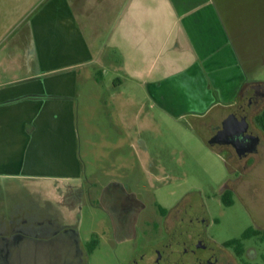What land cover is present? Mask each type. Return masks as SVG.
<instances>
[{"label":"crops","instance_id":"0c3cea01","mask_svg":"<svg viewBox=\"0 0 264 264\" xmlns=\"http://www.w3.org/2000/svg\"><path fill=\"white\" fill-rule=\"evenodd\" d=\"M244 4L0 0L1 248L16 244L36 263L88 264L103 237L93 233L86 244L80 238L86 201L81 129L89 126L82 104L90 101L91 89L109 80L128 103L148 102L156 110L142 113L138 132L157 131L162 121L172 126L226 119L246 88L259 82L250 79L255 62L239 46L246 29L237 6ZM261 43L264 49V36ZM95 120L99 125L100 118ZM119 122L121 142L109 144L121 151L129 131L123 115ZM135 157L154 190L152 204L162 216L173 212L181 203L164 208L158 198L167 190L152 183L165 169L161 154H151L142 141ZM233 184L221 193L222 203ZM97 200L107 216L100 223L103 233L109 231L118 244L138 239L141 221L152 224L142 195L124 184L103 186ZM150 239V245L159 244L157 237Z\"/></svg>","mask_w":264,"mask_h":264},{"label":"rangeland","instance_id":"374dc122","mask_svg":"<svg viewBox=\"0 0 264 264\" xmlns=\"http://www.w3.org/2000/svg\"><path fill=\"white\" fill-rule=\"evenodd\" d=\"M232 3H245L244 8L237 6L246 29L239 46L248 62H255L249 71L250 79L264 85V56H261L264 52L261 47L264 0H232ZM104 84L91 89L89 96L92 97H88L90 101L82 104L81 109V113L88 116L89 126L81 129L86 201L79 228L80 238L86 244L93 233L103 237L102 245L91 255L88 264H129L142 254L141 246H150L151 237H157L156 243L159 244L173 243V264H203L206 259L216 264H264V132L256 123V117L264 111V99L257 107L251 108L247 117L250 130L261 144L256 153L239 158L231 147L228 150L215 145L214 149L209 144L212 127L220 125L222 119H187L172 126L162 121L159 130L141 133L136 128L141 123L142 113L156 110H151L148 102L142 107L128 103L122 91L111 87V81H104ZM249 89L247 87L243 94L247 91L248 96L253 95ZM238 105L224 118L234 113ZM121 115L128 125L129 136L123 137L119 151L115 148L120 138L116 125H120ZM96 116L101 120L99 125ZM88 137L89 152L86 151ZM142 141L147 143L151 154L159 152L165 163L163 173L152 182L157 188L167 190L161 193L159 202L164 208L181 203L164 216L152 204L154 190L149 187L148 175L142 172L136 161L135 151L141 147ZM170 152H173L172 160ZM87 156L89 159L85 158ZM110 182L124 184L139 192L146 202L145 218L152 224L148 227L140 222L138 239L135 237L118 244L109 231L103 233L105 226L102 228L100 223L102 220L107 223V216L99 210L96 201L101 188ZM229 182H234L230 189L234 203L231 207L221 201V193ZM153 224L157 228H153ZM250 227L261 234L245 241L240 255L237 247L222 246L229 240L240 238ZM199 243L205 244L206 248L199 247ZM146 251L148 254L149 250ZM201 257L205 259L203 262Z\"/></svg>","mask_w":264,"mask_h":264},{"label":"flooded vegetation","instance_id":"af4514ba","mask_svg":"<svg viewBox=\"0 0 264 264\" xmlns=\"http://www.w3.org/2000/svg\"><path fill=\"white\" fill-rule=\"evenodd\" d=\"M253 95L248 96L247 91L241 97L238 107H236L235 112L231 113L229 117L224 119L220 125L212 127V138H217L218 140H228L229 137L227 133L232 132V125L235 121L237 114H247L249 116L250 110L253 107H257L261 99H264V85L256 84L250 87ZM249 89V90H250ZM255 139L258 141V146L261 144L260 139L250 130ZM211 138V139H212ZM244 139L251 140L252 137H247L246 134L243 135ZM223 146V145H219ZM225 146V145H224ZM205 220H202L204 223ZM172 244V245H171ZM201 248H206L205 244H198ZM223 246V245H222ZM225 247V246H223ZM148 248V249H147ZM169 248V250H167ZM171 248V249H170ZM230 248V247H225ZM146 250H149V253L146 254ZM146 251V252H145ZM33 257H26L23 251L16 244H5L4 248H1L0 245V264H44L36 263ZM60 260V259H59ZM205 259L200 258V261L203 262ZM74 262V261H73ZM55 264H71L59 261ZM129 264H173V243L169 242L164 244H153L146 248L143 247L142 254L139 257L133 258ZM203 264H216L215 261L206 259Z\"/></svg>","mask_w":264,"mask_h":264},{"label":"water","instance_id":"95a60500","mask_svg":"<svg viewBox=\"0 0 264 264\" xmlns=\"http://www.w3.org/2000/svg\"><path fill=\"white\" fill-rule=\"evenodd\" d=\"M246 134L247 137H252L251 140L243 138ZM228 140H218L216 137L209 140V144L231 146L239 158H246L254 154L258 150V141L253 134L249 131V123L247 122V114H237L235 121L232 125V132L227 133Z\"/></svg>","mask_w":264,"mask_h":264},{"label":"trees","instance_id":"16d2710c","mask_svg":"<svg viewBox=\"0 0 264 264\" xmlns=\"http://www.w3.org/2000/svg\"><path fill=\"white\" fill-rule=\"evenodd\" d=\"M256 123L258 124L260 129L264 132V111L258 117H256ZM222 200L226 206H231L233 204L232 192L227 191L223 195ZM162 213L165 214V211H162ZM259 234H261L260 231L255 230L253 227H250L242 234V236L240 238L229 240V241L225 242L223 244V246L235 247V249L237 247V253L240 255L242 252L243 243L245 241L249 240L250 238H252L253 236H256ZM263 236H264V234H263ZM96 243H97V241L95 239L89 244V251L90 252H92L93 248L96 246Z\"/></svg>","mask_w":264,"mask_h":264}]
</instances>
